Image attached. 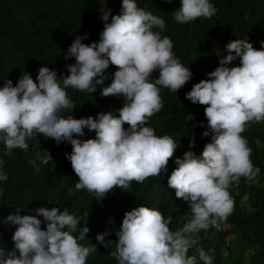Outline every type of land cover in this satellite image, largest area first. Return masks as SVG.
I'll use <instances>...</instances> for the list:
<instances>
[{
	"label": "clouds",
	"instance_id": "obj_1",
	"mask_svg": "<svg viewBox=\"0 0 264 264\" xmlns=\"http://www.w3.org/2000/svg\"><path fill=\"white\" fill-rule=\"evenodd\" d=\"M104 5L100 9L104 28L99 42L85 44L82 41L87 36H77L64 55L65 60L75 58L74 64L66 66L68 75L58 76L56 70L41 66L36 81L25 73L14 86L18 71L6 73L0 66L4 76L0 79L4 156L17 149L27 151L35 143L29 139L37 135L57 144L69 142L72 151L65 156L79 178L69 194L86 190L97 202L115 189L128 192L132 182L143 184L167 172L179 144L170 135L158 136L146 125L164 107L161 87L177 93L193 76L177 58L173 41L153 31L166 28L164 19L138 7L136 0H122L118 15H111ZM217 11L210 0H180L173 15L183 25L198 18L211 19ZM3 19L2 34L8 32L6 26L16 33L11 20L5 15ZM44 43L51 45V38L43 37L39 45ZM261 44L264 46V41ZM7 45L1 43L0 47L6 51ZM13 46L19 47L16 43ZM225 48L226 55L218 54L219 66L186 94L193 104L204 106L208 130L202 135L211 133V142L200 155L189 150L176 158L177 167L168 177V187L175 190L176 198L189 204L191 219L173 231L169 227L173 217H165L160 210L137 206L126 211L115 231L118 240L106 241L111 231L107 229L96 236L100 245L111 249L108 254L118 264H213V255L200 246L204 239L200 233L207 234L210 228L220 231L233 214L235 201L229 191L233 184L239 185L241 178L249 185L260 183V168L253 163V150L242 133L251 124L264 122V49H255L247 38L232 40ZM237 58L240 66L230 67ZM110 65L117 70L110 85L104 86ZM157 71L159 77L153 79ZM98 86H102V97L124 98L118 115L109 111L96 117H64V112L76 107L67 89L93 94ZM188 120L195 117L189 114ZM199 126L204 127L203 123ZM85 129L95 132V138L79 139ZM36 140L41 143L43 139ZM194 146L193 137L189 148ZM39 148L38 144L36 158L29 161L37 172L40 164L53 162L50 152ZM2 162L3 156L0 165ZM2 169L0 166V181H7ZM34 211L35 215H21V207H16L15 213L0 219L2 224L16 226L14 248L0 247V264H86L98 251L96 244L80 243L90 231L89 211L82 216L59 207H38ZM37 217H43V221ZM81 222L84 226L79 227L78 236L74 235ZM42 223H46V230ZM109 223H113L111 217ZM193 249L195 254L189 255ZM222 255L227 259L229 253L223 251Z\"/></svg>",
	"mask_w": 264,
	"mask_h": 264
},
{
	"label": "trees",
	"instance_id": "obj_2",
	"mask_svg": "<svg viewBox=\"0 0 264 264\" xmlns=\"http://www.w3.org/2000/svg\"><path fill=\"white\" fill-rule=\"evenodd\" d=\"M121 3L122 0H0V45L8 42L6 51L0 47L2 70L6 73L18 71L14 86L25 73L36 81L41 66L56 70L58 76L68 75L66 66L75 63L74 57L64 59L71 43L77 36L85 35L87 38L83 43L99 42L104 28L101 5L105 4L111 10V15H118ZM136 3L138 7L165 20L166 28L163 31L158 28L153 31L173 41L177 58L193 73L192 79L177 93L161 87L164 107L146 125L153 127L158 136L170 135L179 144L169 161L167 172L149 178L143 184L132 182L128 192L115 189L103 201L97 202L86 190L69 194V189H75L79 179L65 156V153L72 151L69 142L57 144L53 139L37 135L29 139L35 143L27 151L17 149L4 156L7 151L1 149L4 142L0 141V157L3 156V162L8 164L2 162L0 165L8 176L7 181H0V219L15 213L16 207H21V215H35L34 210L38 207H59L61 211L67 208L70 214L76 216L89 211L90 231L80 243L84 246L96 244L98 251L88 257L86 264H118L108 254L111 249L100 245L96 236L107 229L111 231L105 240H118L115 231L119 229L125 212L134 207L147 206L162 211L165 217L171 215L173 220L169 227L173 231L179 230L191 219L189 204L176 198L175 190L168 187V177L177 167L175 159L182 158L189 150L200 155L204 146L211 142V133L207 137L202 135L208 130L204 106L193 104L186 99V94L194 84L207 79V73L219 66L218 54H227L225 46L230 41L247 38L255 49H264L261 44L264 41V0H210L218 9L211 19L198 18L183 25L176 22L173 15L180 7V0H172L171 3L168 0H136ZM3 15L16 26V33L6 26L8 32L2 34ZM45 36L51 38V45H39ZM14 43L19 47L15 48ZM30 61L35 64L32 65ZM231 66H240L239 58ZM116 70L115 66H109L105 72L107 79L104 86L110 85ZM3 77L0 72V79ZM158 77L159 72H154L153 79ZM100 87L93 94L67 89L76 107L72 112H64V117H96L100 112L109 111L118 115L124 98L102 97ZM189 114L195 120L186 121ZM201 123L204 127L199 126ZM124 127L127 129L128 125ZM242 135L253 150V163L260 168V183L249 185L241 178L239 185L233 184L229 189L235 201L233 214L222 223L220 231L210 228L207 234L200 233L204 237L200 246L213 255V264H264V122L251 124ZM39 137L43 139L41 143L36 140ZM193 137L195 146L190 149L189 143ZM78 138H95V132L85 129V135ZM38 144L42 147L40 150L50 152L53 162L43 165L37 161L40 164V171L37 172L29 161L36 158ZM110 217L113 220L111 224ZM37 218L43 221V217ZM83 226L81 222L74 235L78 236L79 227ZM41 227L46 230V223H42ZM15 229L14 225L0 223V247L14 248L12 235ZM223 251L229 253L227 259L222 255ZM188 254H195L194 249Z\"/></svg>",
	"mask_w": 264,
	"mask_h": 264
}]
</instances>
